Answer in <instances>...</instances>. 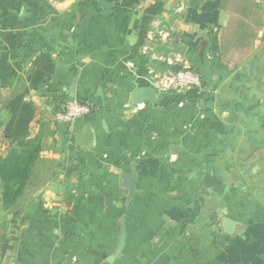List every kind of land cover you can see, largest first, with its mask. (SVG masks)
<instances>
[{
  "label": "crops",
  "instance_id": "0c3cea01",
  "mask_svg": "<svg viewBox=\"0 0 264 264\" xmlns=\"http://www.w3.org/2000/svg\"><path fill=\"white\" fill-rule=\"evenodd\" d=\"M221 2L0 0V118L23 98L40 141L17 207H0V264H264V0L252 17ZM260 17L252 55L225 61L233 23ZM163 68L195 70L202 88L158 91ZM139 90L156 102L134 103ZM71 100L92 114L59 122Z\"/></svg>",
  "mask_w": 264,
  "mask_h": 264
},
{
  "label": "trees",
  "instance_id": "16d2710c",
  "mask_svg": "<svg viewBox=\"0 0 264 264\" xmlns=\"http://www.w3.org/2000/svg\"><path fill=\"white\" fill-rule=\"evenodd\" d=\"M253 3L254 0H222L221 8L223 11H227L229 14L233 15V17L240 14H249L250 17H252L253 13L255 15L259 13L252 8ZM228 5L233 8L228 9ZM245 7L251 8L250 12L237 9ZM162 9L163 5L160 2H157L145 10L144 16L137 25L139 31L137 48L142 47L147 42V35L151 23L156 16L162 12ZM262 28L263 22L261 17L255 26H247L244 23L235 21L231 26V35L227 38L225 37L223 40V48L221 51L225 61L228 63L236 62L238 64L246 61L254 51L255 41ZM39 82H41L40 77L37 78L32 87H37V83ZM6 108L11 114V120L4 128L3 140L8 141L13 146V149L9 155L6 158H3L0 162V178L3 182L1 185L2 187H18L13 201V203L18 205L19 199L21 198L29 179L31 166L34 165L38 158L40 141L38 140L39 143L37 144L35 151L32 153L29 152L28 148L33 143L30 136V125L34 118V110L31 104L23 102V98H17L14 101L9 102ZM27 164L30 168H27ZM19 179L21 180L19 181ZM13 181H17V184L12 185Z\"/></svg>",
  "mask_w": 264,
  "mask_h": 264
},
{
  "label": "built area",
  "instance_id": "2783aa9c",
  "mask_svg": "<svg viewBox=\"0 0 264 264\" xmlns=\"http://www.w3.org/2000/svg\"><path fill=\"white\" fill-rule=\"evenodd\" d=\"M153 77L155 88L165 93L185 94L197 92L203 85L200 74L189 68L171 71L167 74L153 73ZM92 112L93 108L89 103L71 100L57 114V119L61 123L69 124L81 118L88 117Z\"/></svg>",
  "mask_w": 264,
  "mask_h": 264
},
{
  "label": "rangeland",
  "instance_id": "374dc122",
  "mask_svg": "<svg viewBox=\"0 0 264 264\" xmlns=\"http://www.w3.org/2000/svg\"><path fill=\"white\" fill-rule=\"evenodd\" d=\"M180 69H175V68H172V69H167V68H163L161 71L162 74H167L168 72H173V71H178ZM200 91V90H199ZM191 92V93H196L198 94V92ZM3 119V118H2ZM9 123L8 120H6L4 118L3 121H1V118H0V136L1 138L3 139V131H4V128L5 126ZM31 140H33V143L32 145L28 148L29 152H34L35 149H36V146L37 144L39 143V139L36 138V137H31ZM7 143V146L6 144ZM5 144V145H4ZM6 147V150L3 152V149H5ZM13 149V146L8 142V141H5V140H0V162L3 158H6L9 153L11 152V150ZM7 151V152H6ZM2 153H3V156H2ZM29 167V165L27 164V168ZM32 167L33 165L31 166V172H32ZM30 168V167H29ZM31 172H30V176H31ZM30 176H29V179H30ZM28 179V180H29ZM21 179H19L20 181ZM2 179L0 178V207H2L3 209H8V210H14V207L17 206V204L13 203L14 201V198L16 196V192H17V189L18 187H14V188H9V187H2ZM17 184V181H13L12 185H15ZM13 203V204H12ZM12 204V205H11ZM15 204V205H14ZM8 207V208H7ZM1 227V226H0ZM1 230V229H0ZM1 236V235H0Z\"/></svg>",
  "mask_w": 264,
  "mask_h": 264
},
{
  "label": "water",
  "instance_id": "95a60500",
  "mask_svg": "<svg viewBox=\"0 0 264 264\" xmlns=\"http://www.w3.org/2000/svg\"><path fill=\"white\" fill-rule=\"evenodd\" d=\"M139 102H156L155 94L153 90H139L136 92L134 96V103H139ZM128 185L127 188L132 194L135 189V176H132L128 180ZM237 223L234 222L233 220H230L228 218H224L222 221V227L225 231L226 234H231L233 231V228L235 227ZM121 235L119 238V245L117 248V251L113 257L110 258V260L115 259L123 250L124 243H125V228H124V222H121Z\"/></svg>",
  "mask_w": 264,
  "mask_h": 264
},
{
  "label": "clouds",
  "instance_id": "9594fccd",
  "mask_svg": "<svg viewBox=\"0 0 264 264\" xmlns=\"http://www.w3.org/2000/svg\"><path fill=\"white\" fill-rule=\"evenodd\" d=\"M73 3L74 0H53L54 6L60 12L70 9Z\"/></svg>",
  "mask_w": 264,
  "mask_h": 264
}]
</instances>
